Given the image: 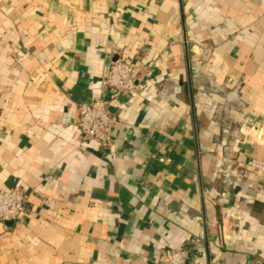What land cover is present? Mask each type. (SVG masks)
<instances>
[{"label": "crops", "instance_id": "0c3cea01", "mask_svg": "<svg viewBox=\"0 0 264 264\" xmlns=\"http://www.w3.org/2000/svg\"><path fill=\"white\" fill-rule=\"evenodd\" d=\"M141 85L111 100L109 146L79 105L110 64ZM160 157L170 161H160ZM264 0H0V264H264Z\"/></svg>", "mask_w": 264, "mask_h": 264}, {"label": "built area", "instance_id": "2783aa9c", "mask_svg": "<svg viewBox=\"0 0 264 264\" xmlns=\"http://www.w3.org/2000/svg\"><path fill=\"white\" fill-rule=\"evenodd\" d=\"M110 87V98L96 97L91 102L79 105L78 129L83 141H93L98 145L109 146L113 138V128L120 123L111 110V100L121 93H136L140 81L135 76L131 61L118 56L112 61L106 77ZM160 161H170V158L160 157ZM247 165L264 171V160L251 158ZM26 210V197L21 188H5L0 186V222L7 223L17 220ZM188 251L183 246H177L172 251L161 254L156 264H189Z\"/></svg>", "mask_w": 264, "mask_h": 264}]
</instances>
